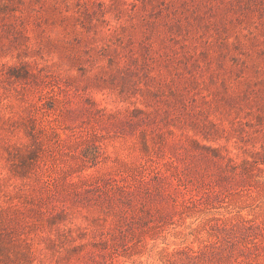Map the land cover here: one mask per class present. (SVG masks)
Wrapping results in <instances>:
<instances>
[{
    "label": "rangeland",
    "instance_id": "rangeland-1",
    "mask_svg": "<svg viewBox=\"0 0 264 264\" xmlns=\"http://www.w3.org/2000/svg\"><path fill=\"white\" fill-rule=\"evenodd\" d=\"M0 264H264V0H0Z\"/></svg>",
    "mask_w": 264,
    "mask_h": 264
}]
</instances>
